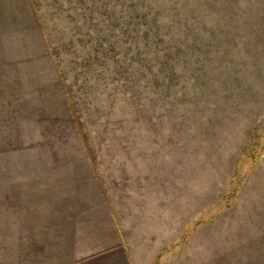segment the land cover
I'll return each mask as SVG.
<instances>
[{"label": "rangeland", "instance_id": "1", "mask_svg": "<svg viewBox=\"0 0 264 264\" xmlns=\"http://www.w3.org/2000/svg\"><path fill=\"white\" fill-rule=\"evenodd\" d=\"M15 3L10 7L26 18L27 27L16 28L14 24L3 31L0 54L15 62V68L3 66L5 71L9 69L6 73L12 76L11 71L17 69L24 83L6 99L39 97L48 90L53 93L58 79L61 89L71 97L50 41L57 35L52 0ZM67 7L65 4L59 10L64 19L60 26L74 13H67ZM149 9L133 13L134 21L126 25L129 35L117 33L116 49L103 47V52L113 56L118 51L116 55L126 59L125 50L135 59L133 66H145L138 71L147 85L143 92L148 109L153 100V111L145 114L153 128L121 123V128H111L115 130L111 132L113 141L108 134L102 145L87 148V171L92 177L80 189L89 201L100 197L103 206L97 217L86 216L78 224L76 264H242L250 244L264 240V49L257 53L258 49H250L242 61L232 54L233 63L223 70L221 80L209 67V71L203 70L207 75L194 82V68L183 59L177 62L176 56H180L176 52L170 50L172 62L166 61V16L162 20L160 13L153 19L155 9ZM175 33L178 31L169 30L167 37ZM162 35L165 41L157 43L155 38ZM254 35L260 42L264 39L262 29ZM34 42H42V47ZM60 54L63 65L70 68L66 54ZM103 65H109L106 81L110 84L123 79L122 73L132 77L130 69L122 70L119 61L116 64L107 58ZM76 73L83 76L76 68L69 78ZM87 86L92 87L91 97L99 106L92 111L95 119L104 111L98 102L103 87L99 81H90ZM12 87L5 90L12 92ZM109 88L115 89V85ZM75 92V98H82ZM83 102L79 100V107L84 110ZM115 103L117 121H128L121 117L125 109L121 96L116 95ZM25 127L20 155L26 159L11 158L3 163L5 180L33 181L32 187L37 188L52 184V172L60 173L67 168L63 163L69 161L52 164L51 153L43 161L45 150L37 145L35 122L27 120ZM32 155L35 160L29 158ZM50 189L52 192V186ZM45 202L44 218L52 212V203ZM62 233L67 235L65 228ZM7 241L12 243V237Z\"/></svg>", "mask_w": 264, "mask_h": 264}, {"label": "trees", "instance_id": "2", "mask_svg": "<svg viewBox=\"0 0 264 264\" xmlns=\"http://www.w3.org/2000/svg\"><path fill=\"white\" fill-rule=\"evenodd\" d=\"M15 2L0 0V37L11 25L27 27L26 18L10 7L11 4L16 5ZM65 4L68 6L65 11L74 13L69 15V22L60 26L64 19L59 10ZM52 7H55L52 11L57 19L54 24L57 35L50 41L62 72V81L70 85L71 97L61 89L58 79L57 84L55 80L53 85V93L48 90L39 97L6 99L8 94L14 95L19 91L24 81H21V72L17 69L11 71L12 76L6 73L9 69L5 71L3 66L14 67L15 62L0 54V264H76L77 248L74 246L78 224L86 216L97 217L102 205L100 197L95 199L93 195L94 200L89 201L80 189L88 185L92 177L87 171V148L93 144L102 145L108 134L121 128V123L153 128L151 120L145 116L153 111V100L149 102L148 109L145 103L147 97H144L147 95L143 92L147 85L138 71L145 66H133L135 59L130 58L125 50L126 59L117 56L118 51L113 56L103 52V47H108L110 51L116 49L117 33L129 35L127 26L134 21L133 13L149 8L152 11L154 8L156 13L153 19L160 13L162 20L166 16L163 21L168 26L164 34L168 46L163 49L164 52L168 51L166 61L172 62L170 50L176 52L180 56H176L177 62L183 59L194 68V82L207 75L205 72L211 68L217 71L216 77L221 80L223 70L233 63L230 59L232 54L238 55L242 61L249 55L250 49L254 52L258 49L256 53L264 49V39L260 42L259 38L254 37L261 29L264 35V0H114L113 3L111 0H52ZM61 11L64 12V9ZM178 15L182 17L176 20ZM126 19H130V22H125ZM120 24L124 26L123 30ZM172 29L178 33L167 37ZM164 35L156 37V42H164ZM34 43L38 48L42 47V42ZM239 48L241 54L236 53ZM62 51L68 58L70 68L63 65ZM107 58L115 60L116 64L119 61L122 70L130 69L132 77H125V73H122L123 79L114 80L111 84L106 81L109 65L103 64ZM76 68L82 70L83 76L76 73L73 79L69 78ZM121 69L119 72H122ZM114 74L121 76V73ZM90 81H99L103 87L98 102L104 111H100L95 119L92 111L99 106L91 97L92 87L87 86ZM110 85H115V89H110ZM7 86H13L9 88L12 92L5 90ZM74 92L82 98H75ZM116 95L121 96L124 104L121 117L128 119L126 122H118L114 115L118 104L115 103ZM81 99L84 110L79 107ZM28 116L31 118L27 119ZM30 119L35 122L39 134L37 145L45 150L41 155L43 161L49 158L50 153L52 164L65 161L63 159L69 161V164L63 163L62 167L67 165V168L60 173L57 170L52 172V184L46 183L41 188L32 187L33 181L27 184L6 181L7 171L4 166L2 168L6 161L26 159L20 153L25 142V125ZM113 137L112 133L109 141H113ZM29 158L33 160L34 155ZM47 197L49 200L46 201ZM44 202L46 205L47 202L52 203V212L46 209L50 212L46 218ZM64 228L67 231L65 237L60 234ZM9 237H12V243L7 241ZM242 264H264L262 238L250 244V251Z\"/></svg>", "mask_w": 264, "mask_h": 264}]
</instances>
